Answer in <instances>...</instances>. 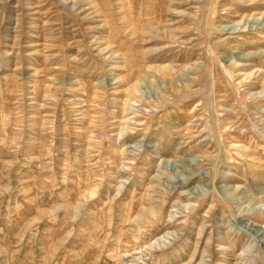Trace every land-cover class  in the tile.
Returning a JSON list of instances; mask_svg holds the SVG:
<instances>
[{
    "label": "rangeland",
    "instance_id": "1",
    "mask_svg": "<svg viewBox=\"0 0 264 264\" xmlns=\"http://www.w3.org/2000/svg\"><path fill=\"white\" fill-rule=\"evenodd\" d=\"M0 264H264V0H0Z\"/></svg>",
    "mask_w": 264,
    "mask_h": 264
},
{
    "label": "bare ground",
    "instance_id": "2",
    "mask_svg": "<svg viewBox=\"0 0 264 264\" xmlns=\"http://www.w3.org/2000/svg\"><path fill=\"white\" fill-rule=\"evenodd\" d=\"M158 200V199H157ZM159 204L156 202L154 203V205L150 208V209H143L145 210L147 213H150V214H154L156 212L159 211L160 207H162L161 205V200H159ZM183 206L184 208H189L188 205L190 206V204H181V201H176L175 202V206ZM161 212V210L159 211ZM145 214V212H144ZM159 214V213H158ZM160 215V214H159ZM175 211L174 210H171V214H170V218H173L175 217ZM141 219V218H140ZM139 219V220H140ZM145 219V218H144ZM158 219V218H157ZM146 221V220H145ZM154 221V220H153ZM145 223V222H144ZM147 224V223H146ZM180 233L179 231H166L162 234H160V236H158L157 238H155L149 245L150 246H147L145 249L147 250L148 248L150 247H158L160 245H165L170 243L172 239L176 238V236H178ZM206 263V262H205Z\"/></svg>",
    "mask_w": 264,
    "mask_h": 264
}]
</instances>
